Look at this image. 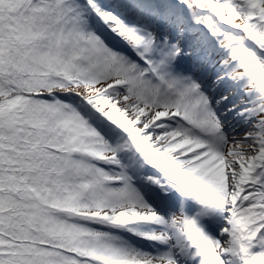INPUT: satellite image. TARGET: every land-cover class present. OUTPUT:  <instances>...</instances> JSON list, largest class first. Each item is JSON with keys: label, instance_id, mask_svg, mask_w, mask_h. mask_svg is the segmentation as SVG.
Segmentation results:
<instances>
[{"label": "snow or ice", "instance_id": "6c2138e0", "mask_svg": "<svg viewBox=\"0 0 264 264\" xmlns=\"http://www.w3.org/2000/svg\"><path fill=\"white\" fill-rule=\"evenodd\" d=\"M0 264H264V0H0Z\"/></svg>", "mask_w": 264, "mask_h": 264}]
</instances>
